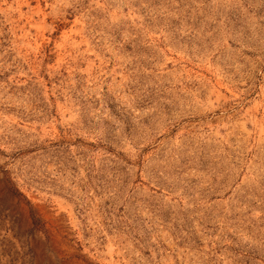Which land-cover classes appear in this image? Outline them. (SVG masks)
<instances>
[{"label":"rangeland","instance_id":"obj_1","mask_svg":"<svg viewBox=\"0 0 264 264\" xmlns=\"http://www.w3.org/2000/svg\"><path fill=\"white\" fill-rule=\"evenodd\" d=\"M0 264H264V0H0Z\"/></svg>","mask_w":264,"mask_h":264}]
</instances>
